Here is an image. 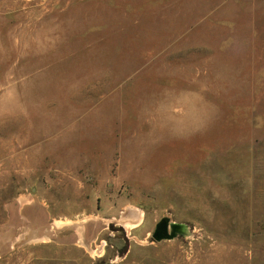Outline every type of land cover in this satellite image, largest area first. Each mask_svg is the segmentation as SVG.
<instances>
[{"label": "rangeland", "instance_id": "rangeland-1", "mask_svg": "<svg viewBox=\"0 0 264 264\" xmlns=\"http://www.w3.org/2000/svg\"><path fill=\"white\" fill-rule=\"evenodd\" d=\"M0 264H264V0H0Z\"/></svg>", "mask_w": 264, "mask_h": 264}, {"label": "water", "instance_id": "water-1", "mask_svg": "<svg viewBox=\"0 0 264 264\" xmlns=\"http://www.w3.org/2000/svg\"><path fill=\"white\" fill-rule=\"evenodd\" d=\"M185 227L183 224L171 223L168 218H162L156 223L149 242H161L164 240H172L178 236H186L188 232L185 231Z\"/></svg>", "mask_w": 264, "mask_h": 264}, {"label": "crops", "instance_id": "crops-1", "mask_svg": "<svg viewBox=\"0 0 264 264\" xmlns=\"http://www.w3.org/2000/svg\"><path fill=\"white\" fill-rule=\"evenodd\" d=\"M137 215L135 213H130V217L127 218V223L125 225H132L133 223L136 222ZM135 227L129 228V229H134ZM101 257V256H98Z\"/></svg>", "mask_w": 264, "mask_h": 264}, {"label": "bare ground", "instance_id": "bare-ground-1", "mask_svg": "<svg viewBox=\"0 0 264 264\" xmlns=\"http://www.w3.org/2000/svg\"><path fill=\"white\" fill-rule=\"evenodd\" d=\"M139 217V218H138ZM138 222H141V215L140 216H137L136 218V222L133 223L132 225H126V227L129 229V228H132V227H136V225H138L139 223ZM172 223V222H171ZM185 231L188 232V229L185 227Z\"/></svg>", "mask_w": 264, "mask_h": 264}]
</instances>
